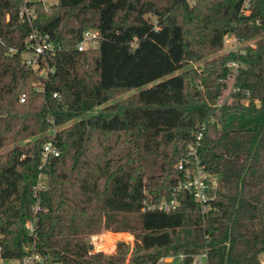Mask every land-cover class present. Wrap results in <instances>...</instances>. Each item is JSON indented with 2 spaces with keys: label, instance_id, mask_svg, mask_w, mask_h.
<instances>
[{
  "label": "trees",
  "instance_id": "1",
  "mask_svg": "<svg viewBox=\"0 0 264 264\" xmlns=\"http://www.w3.org/2000/svg\"><path fill=\"white\" fill-rule=\"evenodd\" d=\"M24 4L0 0L2 258L19 259L33 244L62 264H156L179 254L192 264L204 251L210 264H259L264 0H251L249 14L241 11L242 0H58L48 7L30 0L32 24L19 15ZM34 27L62 47L43 80L10 52L26 50ZM88 29L100 30V45L79 51ZM229 33L240 42L238 55L221 52ZM237 59L235 100L217 108L229 62ZM191 63L200 71L187 70ZM199 130L203 161L218 177L217 210L203 215L192 195L181 192L175 212H143L145 189L157 200L170 196L182 177L175 164ZM49 140L60 155L41 169ZM41 172L46 188L36 196ZM37 197L45 209L30 236L26 224ZM104 229L132 234L133 248L121 240L112 253L91 252L87 238ZM104 235L96 248L110 247Z\"/></svg>",
  "mask_w": 264,
  "mask_h": 264
},
{
  "label": "built area",
  "instance_id": "2",
  "mask_svg": "<svg viewBox=\"0 0 264 264\" xmlns=\"http://www.w3.org/2000/svg\"><path fill=\"white\" fill-rule=\"evenodd\" d=\"M30 0H24V6L20 10V17L30 24L34 21L36 14L32 8L27 5ZM45 1V0H43ZM251 8V0H242L241 11L244 14H249ZM102 40V34L99 29H88L82 34V38L77 45L79 51L96 49L99 47ZM26 50L20 52L15 48H11L12 54L20 53L22 60L28 66H32L38 71L41 78L47 77L50 73L54 72V68L49 65V58L55 55L61 50V46L57 45L52 39L50 34L43 33L37 28H33L29 37L27 38ZM230 64V63H229ZM238 90V88H235ZM54 96H57L55 93ZM24 97L21 98L23 102ZM220 106V105H219ZM193 138L188 142L185 152L176 162L175 167L182 174L181 179L177 185L173 188L169 197H163L157 200L148 189L144 190V200L142 211H157L162 213L175 212L180 206L179 195L181 192H189L194 202L199 206L201 213L207 215L212 210H217V207L213 205V202L217 196L218 190V177L207 168L206 163L203 161L201 150L203 146V131H193ZM51 135L56 136V127L51 129ZM60 155V150L53 140H49L44 143L42 149V164L40 166L43 169L50 161L52 157ZM45 174L40 173L38 182L34 186L36 196L39 191L46 188ZM212 189L215 192H212ZM40 198L37 197L35 204L32 207V211L35 217L29 220L26 224V229L30 236L36 234L37 214L44 210ZM178 257L184 260L186 257L184 254H179ZM168 258H175V256H164L156 264L170 262ZM177 258V257H176ZM0 259H2V247L0 246ZM20 264H62V262L56 260L50 253L38 250L33 244H28L25 247V253L18 259ZM259 264H264V250L260 252L258 256ZM192 264H210L208 251L201 252L194 256Z\"/></svg>",
  "mask_w": 264,
  "mask_h": 264
},
{
  "label": "rangeland",
  "instance_id": "3",
  "mask_svg": "<svg viewBox=\"0 0 264 264\" xmlns=\"http://www.w3.org/2000/svg\"><path fill=\"white\" fill-rule=\"evenodd\" d=\"M46 3V6H50L52 4H55L58 2V0H45L44 1ZM195 2V0H190V3L193 4ZM153 19L156 20V18L153 16ZM221 52H235L238 54H240L241 52V45H240V42L237 40L236 36L233 34V33H229L225 36V40H224V47L222 49ZM229 66H230V77H228V79L226 80V89L223 91V94L219 97V101H218V106L217 108H220V106L224 105V104H227V103H231L235 100V95L233 94L234 92H236L235 90V76L237 74V69L241 66V63H240V60H232L229 62ZM200 66H203V65H200ZM243 66V65H242ZM197 70L198 72L200 71V68L199 66H197L196 64L194 63H191V64H188L186 66V69L187 70H193V69ZM169 76L163 78V79H160V80H157L145 87H150L162 80H165L167 79ZM193 82V81H192ZM145 87L143 88H140V89H144ZM140 89H135L129 93H126L124 95H121L119 98H123L125 96H128L130 94H132L133 92H137L138 90ZM248 99H243L242 102H247ZM111 102L105 104V105H102V106H97L96 108H94L93 110H91L90 112H88L87 114L83 115L82 118H88L90 117L92 114H96L98 113L103 107L109 105ZM220 105V106H219ZM215 120H213L212 122H214ZM45 178V176L43 177V179ZM104 235V241L106 243L107 246H110L108 248H96V242H97V238L100 237L101 235ZM88 241L90 243L93 244V248L91 250V252H98V251H102V252H105V253H112L114 252L115 248H116V244L121 241V240H124L126 242L129 243L130 245V249L133 248L134 246V236L130 233H122V232H112L110 230H102V232L100 234H97V235H92L90 237L87 238ZM115 243V244H114ZM103 244V242L101 243ZM114 244V245H113ZM113 245V246H111ZM171 256V255H169ZM0 264H20V261L18 259H0ZM160 264H166V263H160ZM169 264H183V261L182 259H180L179 257L177 258H174L172 261H170Z\"/></svg>",
  "mask_w": 264,
  "mask_h": 264
},
{
  "label": "water",
  "instance_id": "4",
  "mask_svg": "<svg viewBox=\"0 0 264 264\" xmlns=\"http://www.w3.org/2000/svg\"><path fill=\"white\" fill-rule=\"evenodd\" d=\"M145 10H146L147 13H155V11L152 10L149 6H147V7L145 8ZM41 80H43V78H41ZM212 192L214 193L215 190L212 189ZM167 261H168V262L172 261V258H168Z\"/></svg>",
  "mask_w": 264,
  "mask_h": 264
}]
</instances>
